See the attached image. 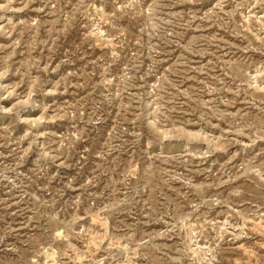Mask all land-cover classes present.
<instances>
[{
	"label": "rangeland",
	"instance_id": "obj_1",
	"mask_svg": "<svg viewBox=\"0 0 264 264\" xmlns=\"http://www.w3.org/2000/svg\"><path fill=\"white\" fill-rule=\"evenodd\" d=\"M264 264V0H0V264Z\"/></svg>",
	"mask_w": 264,
	"mask_h": 264
},
{
	"label": "bare ground",
	"instance_id": "obj_2",
	"mask_svg": "<svg viewBox=\"0 0 264 264\" xmlns=\"http://www.w3.org/2000/svg\"><path fill=\"white\" fill-rule=\"evenodd\" d=\"M47 264H49V263H47Z\"/></svg>",
	"mask_w": 264,
	"mask_h": 264
}]
</instances>
